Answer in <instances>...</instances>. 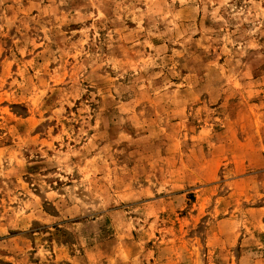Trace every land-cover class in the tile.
I'll return each mask as SVG.
<instances>
[{"label":"rangeland","instance_id":"374dc122","mask_svg":"<svg viewBox=\"0 0 264 264\" xmlns=\"http://www.w3.org/2000/svg\"><path fill=\"white\" fill-rule=\"evenodd\" d=\"M0 264H264V0H0Z\"/></svg>","mask_w":264,"mask_h":264}]
</instances>
